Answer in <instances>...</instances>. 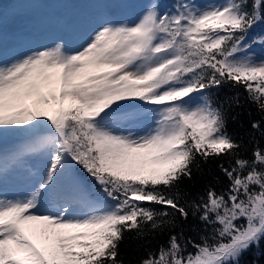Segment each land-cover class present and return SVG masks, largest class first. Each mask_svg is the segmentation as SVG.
I'll list each match as a JSON object with an SVG mask.
<instances>
[{
    "label": "snow or ice",
    "instance_id": "6c2138e0",
    "mask_svg": "<svg viewBox=\"0 0 264 264\" xmlns=\"http://www.w3.org/2000/svg\"><path fill=\"white\" fill-rule=\"evenodd\" d=\"M261 25L264 0H173L133 20L105 11L75 42L12 59L0 38V264H125L127 233L165 232L140 264H254L264 147L240 155L228 131L240 93H217L242 88L264 113ZM223 157L227 186L185 199L182 182ZM10 180L24 192L9 197ZM190 210L198 242L181 225Z\"/></svg>",
    "mask_w": 264,
    "mask_h": 264
},
{
    "label": "rangeland",
    "instance_id": "374dc122",
    "mask_svg": "<svg viewBox=\"0 0 264 264\" xmlns=\"http://www.w3.org/2000/svg\"><path fill=\"white\" fill-rule=\"evenodd\" d=\"M149 2L157 3L164 10L173 3L159 0H0L4 58L12 59L14 53L49 45L57 36L73 43L79 32L90 29L105 11L116 19L133 20L140 14L142 5ZM262 29L264 25L256 31ZM254 51L257 57L264 54L260 46H255ZM19 139L18 135L9 134L4 142L11 146ZM3 190L11 197L23 193L24 187L10 180Z\"/></svg>",
    "mask_w": 264,
    "mask_h": 264
},
{
    "label": "trees",
    "instance_id": "16d2710c",
    "mask_svg": "<svg viewBox=\"0 0 264 264\" xmlns=\"http://www.w3.org/2000/svg\"><path fill=\"white\" fill-rule=\"evenodd\" d=\"M172 3L173 0H159ZM236 92L240 93L239 106H233L229 111L228 131L240 143V155L252 157V152L256 144L264 147V113L247 99V93L242 88L233 89L225 86L217 93V97L223 100L225 96H232ZM262 121L259 131L251 128L252 121ZM228 157L221 159H210L207 163H201V170H194L193 179L184 181L181 184V192L185 194V199L193 200L203 195L208 186L214 187L217 191L227 186V177L219 168L220 163H227ZM86 175V174H85ZM183 203V200L181 201ZM157 209L159 205H151ZM181 225L186 230V235L193 237L197 242L200 239L199 221L192 216L189 211L188 221H181ZM167 241V232L163 234H149L138 238L136 233H127L124 243L121 245V257L125 264H140L142 258H146L149 253L156 252L160 245ZM264 248V245H262ZM254 264H264V251L255 249L249 254Z\"/></svg>",
    "mask_w": 264,
    "mask_h": 264
}]
</instances>
